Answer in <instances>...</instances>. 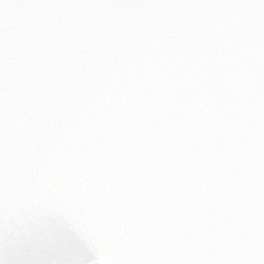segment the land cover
<instances>
[{
  "label": "snow or ice",
  "instance_id": "6c2138e0",
  "mask_svg": "<svg viewBox=\"0 0 264 264\" xmlns=\"http://www.w3.org/2000/svg\"><path fill=\"white\" fill-rule=\"evenodd\" d=\"M241 26L257 57L253 227L240 250L169 252L98 174L80 121L132 130L137 72ZM0 264H264V0H0Z\"/></svg>",
  "mask_w": 264,
  "mask_h": 264
},
{
  "label": "clouds",
  "instance_id": "9594fccd",
  "mask_svg": "<svg viewBox=\"0 0 264 264\" xmlns=\"http://www.w3.org/2000/svg\"><path fill=\"white\" fill-rule=\"evenodd\" d=\"M160 56L166 66L150 61L129 83L139 93L132 130L100 135L80 121L94 145L91 159L166 251L202 242L217 254L240 250L253 227L257 188L251 38L241 26L211 48L190 46L182 55L166 49ZM149 81L157 94L144 91Z\"/></svg>",
  "mask_w": 264,
  "mask_h": 264
}]
</instances>
